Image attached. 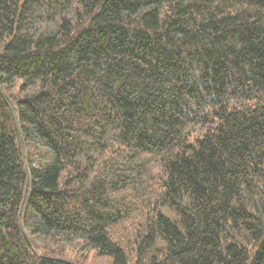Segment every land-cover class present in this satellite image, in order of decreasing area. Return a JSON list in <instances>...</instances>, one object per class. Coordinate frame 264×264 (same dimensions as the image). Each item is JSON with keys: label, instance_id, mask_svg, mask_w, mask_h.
Returning <instances> with one entry per match:
<instances>
[{"label": "trees", "instance_id": "1", "mask_svg": "<svg viewBox=\"0 0 264 264\" xmlns=\"http://www.w3.org/2000/svg\"><path fill=\"white\" fill-rule=\"evenodd\" d=\"M90 253L264 264V0H0V264Z\"/></svg>", "mask_w": 264, "mask_h": 264}, {"label": "rangeland", "instance_id": "2", "mask_svg": "<svg viewBox=\"0 0 264 264\" xmlns=\"http://www.w3.org/2000/svg\"><path fill=\"white\" fill-rule=\"evenodd\" d=\"M74 251H69L68 255L70 256L71 260H73L72 258H77V255L75 253H73ZM94 253H90L88 255V258L85 260L86 264H108V261L106 259L103 258H97L93 255ZM79 260V259H77Z\"/></svg>", "mask_w": 264, "mask_h": 264}, {"label": "water", "instance_id": "3", "mask_svg": "<svg viewBox=\"0 0 264 264\" xmlns=\"http://www.w3.org/2000/svg\"><path fill=\"white\" fill-rule=\"evenodd\" d=\"M26 194H27V189H26ZM29 244L31 245V247H33V244L31 242V240H29ZM34 248V247H33Z\"/></svg>", "mask_w": 264, "mask_h": 264}]
</instances>
